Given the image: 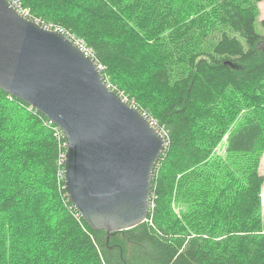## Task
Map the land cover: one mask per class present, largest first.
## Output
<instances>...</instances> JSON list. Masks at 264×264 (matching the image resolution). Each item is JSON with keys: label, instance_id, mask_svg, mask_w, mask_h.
Listing matches in <instances>:
<instances>
[{"label": "trees", "instance_id": "obj_1", "mask_svg": "<svg viewBox=\"0 0 264 264\" xmlns=\"http://www.w3.org/2000/svg\"><path fill=\"white\" fill-rule=\"evenodd\" d=\"M17 1L82 38L166 145L147 219L107 240L68 199L56 125L0 89V264H264L261 0Z\"/></svg>", "mask_w": 264, "mask_h": 264}, {"label": "water", "instance_id": "obj_2", "mask_svg": "<svg viewBox=\"0 0 264 264\" xmlns=\"http://www.w3.org/2000/svg\"><path fill=\"white\" fill-rule=\"evenodd\" d=\"M0 89L62 130L64 188L90 227L108 240L147 219L164 134L108 87L92 58L10 0H0Z\"/></svg>", "mask_w": 264, "mask_h": 264}, {"label": "built area", "instance_id": "obj_3", "mask_svg": "<svg viewBox=\"0 0 264 264\" xmlns=\"http://www.w3.org/2000/svg\"><path fill=\"white\" fill-rule=\"evenodd\" d=\"M13 4H14V6L16 7V9L22 14V15H24L25 16V14L27 13V11L26 10H24L23 8H21L20 7V5H19V2L17 1V0H10ZM26 17V16H25ZM45 27H47L48 29H53V30H57V31H59L60 33H62V34H64L69 40H71L84 54H87L90 58H92V53H91V50L89 49V47L86 45V43H85V41L82 39V38H80V37H78L77 35H75L74 33H70V32H68V31H66L65 29H63L62 27H59V26H46L45 25ZM100 68H101V65H98ZM107 84V83H106ZM108 85V84H107ZM108 87H109V85H108ZM123 98V97H122ZM124 100H125V98H123ZM126 101V100H125ZM144 114V113H143ZM145 115V114H144ZM146 116V115H145ZM147 117V116H146ZM148 118V117H147ZM47 121H48V123H53L52 121H50L49 119H47ZM149 121H150V123H152L154 126H155V124H154V122L153 121H151L150 119H149ZM53 124H55V123H53ZM56 125V124H55ZM55 129L56 130H58V131H56V135L57 136H60V134L64 137V134H63V132H62V130L56 125L55 126ZM64 140H65V137H64ZM64 147H65V149H64V151H62L61 153H60V162L62 163V167H61V174L63 175V177H64V161H65V153H66V140H65V142H63V144H62Z\"/></svg>", "mask_w": 264, "mask_h": 264}, {"label": "rangeland", "instance_id": "obj_4", "mask_svg": "<svg viewBox=\"0 0 264 264\" xmlns=\"http://www.w3.org/2000/svg\"><path fill=\"white\" fill-rule=\"evenodd\" d=\"M257 6H258L259 14L255 22V29L257 30V32L264 34V27L260 23V21L264 19V0L259 1L257 3ZM263 46H264V43H263ZM175 56H178V54H175ZM174 58L175 57L172 56V59ZM180 67H181V64L179 62H176L175 64L172 65V70L176 72ZM216 151L219 155H221L222 158H224L223 157L224 152H223L222 145L217 147ZM257 165H258L257 166L258 172L264 176V149L262 150V153L260 154ZM63 180H64V177H63ZM182 209H186V205L184 203H180L176 206L177 211H181ZM261 218H262V221L264 222V182L261 188Z\"/></svg>", "mask_w": 264, "mask_h": 264}]
</instances>
